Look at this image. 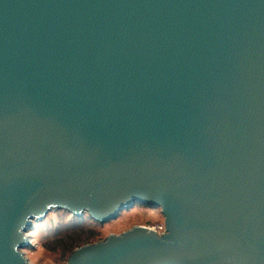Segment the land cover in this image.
I'll use <instances>...</instances> for the list:
<instances>
[{
	"label": "water",
	"instance_id": "water-1",
	"mask_svg": "<svg viewBox=\"0 0 264 264\" xmlns=\"http://www.w3.org/2000/svg\"><path fill=\"white\" fill-rule=\"evenodd\" d=\"M136 204L68 264H264V0H0V264Z\"/></svg>",
	"mask_w": 264,
	"mask_h": 264
},
{
	"label": "rangeland",
	"instance_id": "rangeland-1",
	"mask_svg": "<svg viewBox=\"0 0 264 264\" xmlns=\"http://www.w3.org/2000/svg\"><path fill=\"white\" fill-rule=\"evenodd\" d=\"M163 223L160 210L146 204H136L123 211L117 221L104 225L92 224L88 219L72 217L70 213L53 211L45 220L34 222L31 230L27 232L26 236L31 242L24 253L32 264H68L69 257L74 251L64 258L61 250L57 249V243L72 233L76 234L80 230L92 228L99 232L100 236L85 242L95 244L110 235H121L134 227H154Z\"/></svg>",
	"mask_w": 264,
	"mask_h": 264
},
{
	"label": "trees",
	"instance_id": "trees-1",
	"mask_svg": "<svg viewBox=\"0 0 264 264\" xmlns=\"http://www.w3.org/2000/svg\"><path fill=\"white\" fill-rule=\"evenodd\" d=\"M64 212V211H62ZM78 218V217H76ZM81 220L88 219L92 224H98L95 221L91 220L87 215H85L82 218H78ZM80 232H83L80 233ZM79 233V235H78ZM102 235V234H101ZM100 236V233L93 230L92 228L90 230H80L76 234L72 233L71 235L65 237L64 239L60 240L57 243V249L61 250L62 256L66 258L68 255H70L73 251L76 249L89 245L94 244L93 242H85L93 239H97Z\"/></svg>",
	"mask_w": 264,
	"mask_h": 264
},
{
	"label": "built area",
	"instance_id": "built-area-1",
	"mask_svg": "<svg viewBox=\"0 0 264 264\" xmlns=\"http://www.w3.org/2000/svg\"><path fill=\"white\" fill-rule=\"evenodd\" d=\"M156 233H158L159 235L163 234L165 232V225L164 223L162 225L159 226H154V227H146Z\"/></svg>",
	"mask_w": 264,
	"mask_h": 264
}]
</instances>
